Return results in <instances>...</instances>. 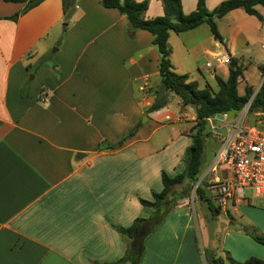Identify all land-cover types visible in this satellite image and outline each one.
Returning <instances> with one entry per match:
<instances>
[{"label": "crops", "instance_id": "1", "mask_svg": "<svg viewBox=\"0 0 264 264\" xmlns=\"http://www.w3.org/2000/svg\"><path fill=\"white\" fill-rule=\"evenodd\" d=\"M181 1L187 15L198 3ZM223 1L206 0V6L212 11ZM25 7L0 0V264H116L126 253L117 228L149 218L151 209L140 199L162 190L163 170L177 172L171 158L158 165L152 156L144 159L143 145L151 138L146 123L169 114L162 109L147 115L140 90L148 77L155 103L160 55L151 34L131 37L127 18L100 0H74L68 19L61 0H46L17 21L5 19ZM257 10L264 17V7ZM163 15L161 0H149L146 19ZM218 27L223 43L207 24L171 33L174 70V34L206 67L226 53L242 62L251 44L264 38V22L240 9ZM223 67H207L209 79L224 78ZM183 74L192 78L189 69ZM44 91L50 92L46 100ZM138 124L122 146L106 149ZM263 124L258 122L264 131ZM228 209L230 215H198L178 205L146 240L140 264H212L220 238L223 252L238 263L264 259V246L249 235H264V196L248 189L241 205Z\"/></svg>", "mask_w": 264, "mask_h": 264}, {"label": "trees", "instance_id": "2", "mask_svg": "<svg viewBox=\"0 0 264 264\" xmlns=\"http://www.w3.org/2000/svg\"><path fill=\"white\" fill-rule=\"evenodd\" d=\"M5 3L26 4L25 9L15 16L5 19L17 21L21 15L39 6L46 0H3ZM63 13L68 19L74 9V0H61ZM164 15L154 19H146L145 15L149 8V0L138 2L137 0H100L104 9L116 10L128 20L129 34L132 37L136 32L144 31L153 37L152 44L160 55L159 78L160 86L157 100L153 106L146 111L147 115L165 108L169 93L176 94L184 106H192L195 109L196 124L190 128L192 144L187 150V161L185 170L175 175L162 171V190L153 191L152 200L140 199V203L152 209L149 218H137L130 227H118L117 230L126 243V253L116 264H140L144 252L145 242L155 230L162 225L168 215L175 209L179 202L189 198V193L182 194V187H195L201 175L205 142L210 133L208 132L206 119L218 114H229L236 116L248 105V114L264 115V82L260 89L255 92L251 86H246L244 95L239 94V85L244 77L245 67L239 58H231L229 64V75L227 79L216 75L217 90L206 84L202 86L197 80H193L189 74H178L174 71L172 64V48L169 44L171 33L181 34L197 29L207 24L215 40L223 43L224 38L218 27V21L231 12L243 9L251 17L264 22V17L257 7H264V0H225L214 10H208L206 0H198L196 9L190 13L183 12L181 0H161ZM264 74V71H263ZM260 120H258L259 122ZM257 123H250L261 129ZM138 124L127 136L116 146H107L112 150L122 146L128 139L133 137L140 129ZM188 182V185L186 184ZM186 184V185H185ZM197 195L200 200L207 203L209 210L214 213L221 212L216 206L213 190L207 180H203L197 187ZM230 215V210H227ZM249 235L259 244L264 246V235L255 231ZM231 264H264V259L250 258L244 263H238L229 257ZM212 264H223L221 259H213Z\"/></svg>", "mask_w": 264, "mask_h": 264}, {"label": "rangeland", "instance_id": "3", "mask_svg": "<svg viewBox=\"0 0 264 264\" xmlns=\"http://www.w3.org/2000/svg\"><path fill=\"white\" fill-rule=\"evenodd\" d=\"M240 12H243V10L240 9ZM66 25L67 23L63 24V28ZM173 36L174 37L172 38V42L176 48V57L174 59V65L177 67L179 63L184 64L182 68L175 67L174 71L178 74H183L187 72V69H189L193 80H198L202 86L209 84V86L216 91L218 89L216 81L209 79L208 68L206 67V60L204 58H200L199 60H196L194 62V56L196 55V58L198 54H196V52L186 53L182 39H179L180 37H177L178 35L174 34ZM250 36H254V34H251ZM63 40L64 38L62 39V41H60V44L63 43ZM263 46L264 38L258 39L257 41H255V43L251 44L249 53H244L243 57L241 56L245 71L244 77L238 88L240 95H244L246 86L253 87L255 92L260 89V86L264 80L263 71L259 68L261 64L264 65V50L262 49ZM57 49L58 47L54 46L52 48V52H55ZM211 63L213 66H223L218 64L215 59H211ZM228 67L229 65H224L223 67L224 72L226 71V76L224 77V79L228 78ZM201 73L207 76H205L204 78ZM153 91L155 92V88ZM165 107L167 109V113H169L168 115L163 117L160 116L156 119H151L148 123H146L147 134L150 135L151 138L148 144L143 145V149L145 152L144 154H146L144 159L148 158L149 156H152V158H156V160L152 159L153 163L156 162L158 165V163H167V161L171 158L172 161L169 163V165L174 164V167H177V174L184 171L186 167L187 150L192 144V139L190 137L191 132H187V130H189L196 124V121L194 120L196 114L195 109L192 106H184L181 103L180 98L174 93H169V95L167 96V104ZM180 117L182 118V121H177V119ZM258 120L264 121V115H247V121L249 123H257ZM141 123H144L143 119ZM262 127H264V124ZM185 142L189 144L186 149L184 146ZM219 147V135L210 133L205 142V152L203 156V164L199 180H201L203 176H206V173L209 169V164L211 163L212 159H214L216 153L219 150ZM167 172L170 171L168 170ZM169 174L175 175L172 172H170ZM156 183L160 184L159 181H157ZM186 184L188 185V182ZM182 188V194L189 193V200H187L186 202L182 201L179 205H188L189 209L197 211L198 215H200L201 211H209L207 203L200 200V197L196 193L197 184L193 188L190 186H188L187 189L185 187ZM150 211L152 212L153 210L151 209ZM216 241H214V243L215 245L219 246V252L216 254L215 259H221L224 264H231L229 257L232 258V256L227 254L228 252H223L222 250L224 241L221 238L219 240L220 242ZM207 255L210 256V252H207Z\"/></svg>", "mask_w": 264, "mask_h": 264}, {"label": "built area", "instance_id": "4", "mask_svg": "<svg viewBox=\"0 0 264 264\" xmlns=\"http://www.w3.org/2000/svg\"><path fill=\"white\" fill-rule=\"evenodd\" d=\"M230 62L231 57L227 53L217 60L223 65ZM207 67H212V64H207ZM148 88L149 78L146 77L140 90L145 95L146 105L151 108L154 99L149 96ZM49 94V91H44L43 100L48 99ZM248 109L249 105L236 116L218 114L206 119L208 132L219 135L220 147L200 183L207 180L216 206L225 213L229 206L237 208L241 205L248 189L257 196H264V131L247 122ZM177 121H182V118Z\"/></svg>", "mask_w": 264, "mask_h": 264}, {"label": "water", "instance_id": "5", "mask_svg": "<svg viewBox=\"0 0 264 264\" xmlns=\"http://www.w3.org/2000/svg\"><path fill=\"white\" fill-rule=\"evenodd\" d=\"M146 118H147V117H146ZM201 180H202V178H201ZM201 180L198 181V183H197V187H198V185L200 184V181H201Z\"/></svg>", "mask_w": 264, "mask_h": 264}]
</instances>
